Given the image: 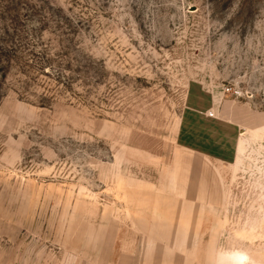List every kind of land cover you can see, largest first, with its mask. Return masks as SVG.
<instances>
[{"label": "rangeland", "instance_id": "rangeland-1", "mask_svg": "<svg viewBox=\"0 0 264 264\" xmlns=\"http://www.w3.org/2000/svg\"><path fill=\"white\" fill-rule=\"evenodd\" d=\"M14 28L104 79L0 97V264H264V0H0ZM183 146L218 173L190 206Z\"/></svg>", "mask_w": 264, "mask_h": 264}, {"label": "trees", "instance_id": "trees-1", "mask_svg": "<svg viewBox=\"0 0 264 264\" xmlns=\"http://www.w3.org/2000/svg\"><path fill=\"white\" fill-rule=\"evenodd\" d=\"M5 33V38L0 37V97L6 94L7 89L15 90L14 86L20 97L36 98L45 106L54 100L55 93L71 90L78 78L85 88L89 87L87 81H91L89 85L94 86L104 79L102 73L92 74L95 61L91 57L81 54L80 60L74 65L68 53H61L57 54L58 61L53 65L49 53L35 50L39 43L37 39H28L17 28ZM72 73L78 76H70ZM42 76L50 81H44ZM51 81L55 83V88L50 85ZM84 92L77 94L81 102H86L90 90L85 89Z\"/></svg>", "mask_w": 264, "mask_h": 264}, {"label": "crops", "instance_id": "crops-1", "mask_svg": "<svg viewBox=\"0 0 264 264\" xmlns=\"http://www.w3.org/2000/svg\"><path fill=\"white\" fill-rule=\"evenodd\" d=\"M180 150V173L174 196L176 200L190 206L203 199L209 191L210 184L218 179V173L212 160L199 149L183 146ZM196 229L197 223H194V230ZM188 236L189 233L185 237ZM176 243H180L179 240Z\"/></svg>", "mask_w": 264, "mask_h": 264}]
</instances>
